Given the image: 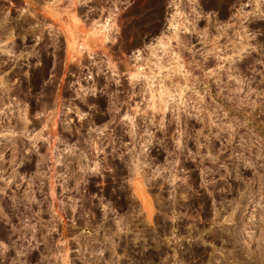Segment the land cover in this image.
<instances>
[{
    "label": "rangeland",
    "instance_id": "374dc122",
    "mask_svg": "<svg viewBox=\"0 0 264 264\" xmlns=\"http://www.w3.org/2000/svg\"><path fill=\"white\" fill-rule=\"evenodd\" d=\"M6 195L43 203L0 264H264V0H0Z\"/></svg>",
    "mask_w": 264,
    "mask_h": 264
},
{
    "label": "flooded vegetation",
    "instance_id": "af4514ba",
    "mask_svg": "<svg viewBox=\"0 0 264 264\" xmlns=\"http://www.w3.org/2000/svg\"><path fill=\"white\" fill-rule=\"evenodd\" d=\"M53 77H54V70H53ZM52 84L55 85V78H52ZM63 122V121H61ZM87 120H83L81 122V125L83 124L84 126H79L84 129V131H81L79 128V131L74 128L72 129L71 125L67 126H61L58 125L57 127L53 125V133H52V139H55V142L53 143L54 147L56 145H64L67 147V153L65 156H67V160L62 164V170H64L63 174L65 175V178H63V191H69L70 193L67 194L70 196L72 194V189L75 188H81V191L83 193H80L81 198H79V205H81L80 209L81 212L80 214L82 216H86V190L84 187L86 186V179L85 176H82L83 180H74V173L86 172V167L85 163H78V165H74L77 168H72L71 165L74 161L75 158L81 159L84 158V150H85V145H86V129H85V123ZM84 134V135H83ZM75 156V158H74ZM73 157V159H72ZM85 159V158H84ZM31 172V178H39L41 175L40 170L34 171L33 165H32V170ZM38 191H41L38 189ZM24 193V192H23ZM21 193V194H23ZM20 194V195H21ZM3 201L0 200V203L3 205L2 207V214L5 215L9 220L8 226L6 230L9 232L7 235H12L11 237V245L10 249L14 246L19 245L20 242L26 241L27 239L25 237H31L30 240L32 242L38 243L36 241V238L38 237V229L37 226H33L35 224L34 222V217L33 216H38L39 210H42L40 207L34 208L33 205L36 204L39 206L41 203H43V200L40 198L34 199L32 196H17V195H12L1 198ZM59 204L62 206L64 205H69V202H66L65 200H59ZM35 206V205H34ZM49 206V203H48ZM45 209V208H44ZM31 219V220H30ZM27 221V222H26ZM30 221V222H28ZM5 223V222H4ZM33 226V227H32ZM5 230V229H4ZM6 235V236H7ZM36 248V246H33V249Z\"/></svg>",
    "mask_w": 264,
    "mask_h": 264
}]
</instances>
